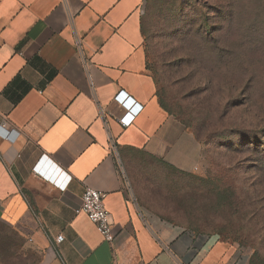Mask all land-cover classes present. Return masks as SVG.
I'll use <instances>...</instances> for the list:
<instances>
[{
    "label": "crops",
    "instance_id": "crops-1",
    "mask_svg": "<svg viewBox=\"0 0 264 264\" xmlns=\"http://www.w3.org/2000/svg\"><path fill=\"white\" fill-rule=\"evenodd\" d=\"M145 0H0V223L32 239L29 264H249L238 244L171 224L134 197L123 158L201 170L204 147L159 104L141 32ZM143 106L129 128L115 97ZM106 195L107 243L85 214ZM63 236L62 243L56 238Z\"/></svg>",
    "mask_w": 264,
    "mask_h": 264
},
{
    "label": "rangeland",
    "instance_id": "rangeland-1",
    "mask_svg": "<svg viewBox=\"0 0 264 264\" xmlns=\"http://www.w3.org/2000/svg\"><path fill=\"white\" fill-rule=\"evenodd\" d=\"M193 1L207 6L208 15L213 18L212 25L224 27L225 64L219 65L213 59L209 69L215 77V105L219 101L223 106L228 100L233 102L228 104L227 111L221 108L218 114L212 115L208 124L216 137L204 141L201 170L192 175L199 179L210 178L211 183L220 187L251 192L250 196L255 199L254 194L261 190L256 185L264 182V153H258L250 140L240 142V138L259 136L264 143V0ZM152 8L157 11L145 23L148 38L154 41L152 47L157 50L161 41L168 38L166 32L171 27L173 13L167 12L168 8L162 7L159 0H145V19ZM232 96L239 98L232 99ZM221 133L233 138L225 144V148L231 147L225 156L215 151L222 140ZM122 162L132 193L147 212L201 234L214 235L238 245L242 242L245 245L242 248L250 257L254 254L253 248H257L264 259V239H257L255 244V236L247 234L251 230L234 220L228 208L219 211L210 188L203 185L198 188L197 195H191L189 183L181 175L156 162L146 161L144 165L137 157L130 156ZM261 205L264 206V201ZM0 236L4 240L10 238L14 254L11 262L23 264L40 255L32 246V239L21 236L8 225L0 223ZM8 257L0 250V264L11 259Z\"/></svg>",
    "mask_w": 264,
    "mask_h": 264
},
{
    "label": "trees",
    "instance_id": "trees-1",
    "mask_svg": "<svg viewBox=\"0 0 264 264\" xmlns=\"http://www.w3.org/2000/svg\"><path fill=\"white\" fill-rule=\"evenodd\" d=\"M159 1L162 7L168 8L167 12L173 13V20H171V27L166 32L167 40H162L159 49L155 50L156 47H152L154 41L148 38L145 20L148 17L153 18L157 10L153 7V11L150 10L146 19L145 14H143L141 32L145 42L147 69L157 85L156 96L160 106L186 128L191 129L196 139L203 145L204 141L216 137L212 130L210 131L211 126L208 124L212 115L218 114L221 108L227 111L228 104L233 102L228 100L223 106L219 101L217 106L215 105V77L213 71L209 69V63L213 59H216V63L219 65L225 64L222 37L224 27L212 25L213 18L208 15L206 5H201L193 0ZM237 98L239 97L232 96V99L237 100ZM223 133L219 135L222 140L220 145L215 147V151L225 156L231 151V147L225 148V144L233 138H229ZM244 139L250 140V144L253 145V148L258 149V153H264L262 137L246 136L240 138V142ZM252 141L254 142L252 143ZM243 147L240 148L241 151ZM146 161L156 162L181 175L189 183L191 195H197L199 187L207 186L210 188L209 192L219 211L228 208L230 210L229 215L234 220L251 230L247 234L255 236V244L257 239H264V206L261 205V201H264V197L262 198L264 196V182L256 185L261 187V190H257L258 194H254V199L250 196L251 192L246 193L232 187L214 185L210 182V178L199 179L197 176L180 171L153 156L141 160L144 165L147 164ZM197 181L199 184L196 183ZM6 231L8 230L6 229ZM191 231L194 230L191 229ZM3 240V236H0V250L9 255L8 258H11L5 260L3 264H21V262H11L14 254L10 246V238L7 237ZM243 244L241 242L239 246H245ZM253 251L254 254L251 256L249 264H264L259 249L253 248ZM23 264H29V262Z\"/></svg>",
    "mask_w": 264,
    "mask_h": 264
},
{
    "label": "built area",
    "instance_id": "built-area-1",
    "mask_svg": "<svg viewBox=\"0 0 264 264\" xmlns=\"http://www.w3.org/2000/svg\"><path fill=\"white\" fill-rule=\"evenodd\" d=\"M123 111V116L118 120L123 128H129L142 112L143 106L129 97L125 92H120L115 97ZM10 126L5 122L0 126V135L8 141H14L18 136V132L10 129ZM106 195L92 188H86L82 196L81 205L76 209V214H85L89 220L97 227L99 233L107 243H113L116 234L113 228V221L110 212L105 207ZM63 236L56 238L57 244L62 243Z\"/></svg>",
    "mask_w": 264,
    "mask_h": 264
}]
</instances>
